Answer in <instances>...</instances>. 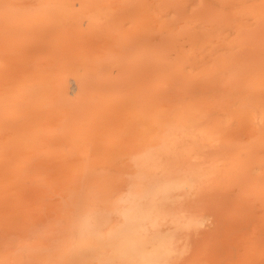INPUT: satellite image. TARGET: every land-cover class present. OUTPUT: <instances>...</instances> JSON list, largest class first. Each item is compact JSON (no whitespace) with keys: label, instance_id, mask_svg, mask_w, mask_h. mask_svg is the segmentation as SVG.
<instances>
[{"label":"bare ground","instance_id":"6f19581e","mask_svg":"<svg viewBox=\"0 0 264 264\" xmlns=\"http://www.w3.org/2000/svg\"><path fill=\"white\" fill-rule=\"evenodd\" d=\"M0 264H264V0H0Z\"/></svg>","mask_w":264,"mask_h":264}]
</instances>
